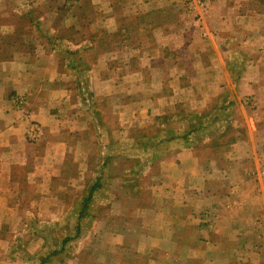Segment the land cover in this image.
Returning <instances> with one entry per match:
<instances>
[{"label": "crops", "instance_id": "obj_1", "mask_svg": "<svg viewBox=\"0 0 264 264\" xmlns=\"http://www.w3.org/2000/svg\"><path fill=\"white\" fill-rule=\"evenodd\" d=\"M181 2L88 0L83 15L95 17L82 22L69 20L59 8L56 17L31 18L25 8L21 22L28 26V40L18 33L20 45L11 49L0 35L5 38L0 42V231L7 226L11 240L19 231L28 232L29 256L46 250V226L59 225L73 212L68 203L79 199L76 192L82 198L98 183L92 198L100 195L111 206L98 215L105 229L93 235L103 230L104 240L92 264H108L106 252L125 250L128 238L138 255L166 251L167 264L171 256L173 264H264L263 181L250 174V166L258 172L264 159L261 139L258 146L252 143L255 134L261 137L259 123L246 132L249 147L231 143L224 158L204 156L217 150L211 147L166 152L153 163L156 172L147 175L140 204L134 203L136 194L124 191L117 148L101 146L89 130L94 109L103 125L115 118L123 130L129 121H161L166 112H178L176 107L206 110L234 89L231 46L237 42L251 52L260 39L232 35L236 21L243 27L244 19L231 17L233 1L212 0L198 24L183 15ZM28 7L40 9L38 3ZM80 24L88 32L79 31ZM3 26L7 36L17 35L9 23ZM74 57L78 68L68 65ZM80 68L86 69V80L75 76ZM244 71L239 88L256 90ZM80 82L87 87L85 96ZM18 94L27 98L31 120L42 126L43 138L35 145L26 140L27 121L10 101ZM106 169L120 173L109 178ZM106 218H113L111 224ZM90 238H84L80 253L89 248ZM10 246L0 241V264H27L19 254L9 255ZM82 261L72 257L66 264Z\"/></svg>", "mask_w": 264, "mask_h": 264}, {"label": "rangeland", "instance_id": "obj_2", "mask_svg": "<svg viewBox=\"0 0 264 264\" xmlns=\"http://www.w3.org/2000/svg\"><path fill=\"white\" fill-rule=\"evenodd\" d=\"M86 1L88 0H0V35H4L6 37V39L4 38L6 42H10L11 49L20 45L19 39L21 40V38L18 37V33L21 36L26 35L24 37L28 40L30 35L28 26H26L25 22H21V19L25 17L24 11L22 10L26 8L34 12V8L28 7L34 3H38L40 9L35 10L34 13L30 12L31 18H39L41 15L46 19L56 17L53 16V13L56 14L57 11L55 9L59 8L58 10L61 9L63 13L67 12L68 15H65H67L69 20L79 19L82 22L84 18L93 19L95 16L90 15L89 12L83 15L86 10ZM185 1L186 0H182L181 2V12L185 17H191V19L196 22L195 15L187 11ZM210 1L208 14L212 8V0ZM230 1L234 2L231 6H236V9L231 13L233 14L231 17L234 18V20L239 19V16L244 17L243 27H241V24L237 20V24H234L237 27L235 26V28L233 26L234 34L232 35L238 40L243 38L251 39L252 41L260 39L259 44L253 46L251 52L246 50V46H242L235 41L234 45L231 46L232 53H234V58L231 59V61L234 62L232 67H235L230 70V80L234 84V89H232L231 92H224L217 103H214L206 110L192 111V113L190 111H185L184 108L176 107L179 109L178 112H166V114L161 116L163 119L161 121L156 120L147 123H132L129 121L123 124L125 127H123V130L119 129V122H114V120H116L115 118H108L107 125L105 126L100 118H96L93 115L96 110L94 109L91 112L93 124L89 130L95 135L96 141H98L101 146H105L106 148L116 147L119 151L115 163H118L117 167H121V179L127 185L124 191H132L136 194V201L134 200V203L138 202V200L140 201L138 202L139 204L145 203V198L142 200L143 193L140 189L148 182L147 175H149L150 178V176L156 172V166H154L153 163L159 162L166 152L168 153L173 149L196 147V149L205 151L206 148L211 147L217 150L213 151V155H210V152H208V154H203L204 156L217 159L222 156L224 158L231 148L229 146H232L231 143L237 144L243 142V147H249L248 142H246V132L249 128H255L256 123H259V126H261L260 129L263 131H261V137L255 134V141L252 140V143H257L256 146H258V141L261 139L259 143H261V148L263 145L264 149V0ZM76 5H79L78 8ZM59 15L62 16L61 14ZM7 23L10 24L12 32L16 30L15 33L17 35L14 37L10 35L7 36L9 33L6 27L3 26V24ZM82 26L81 24L77 26L79 31L84 33L88 32L86 26ZM95 33H97V31ZM1 36L0 42L4 40L1 39ZM74 37H76V35ZM13 44L15 45L13 46ZM95 44L97 46L99 45L97 42ZM60 45L62 46V44ZM258 46L260 47L259 49H257ZM61 48L63 49L64 46ZM243 53H247L249 57L245 56ZM68 61V65L79 67L74 65V63H78L79 61L77 57L68 58ZM80 67H82V65ZM84 68H80V72H77L80 75H75L78 77L77 79L83 78L85 75L86 80V73H84L86 69ZM244 70H248L247 75H251L256 82L258 86L256 90L241 91L242 89L239 88V82L244 77V75H242V72H245ZM191 78L194 81L192 75ZM80 84V87H84V96L87 95L88 90L86 85L81 82ZM79 96L81 98L83 97L81 88ZM87 98L89 99V97ZM10 101L14 109L20 112L27 121V127L25 129L26 140L34 145L39 143L44 135L43 129L38 122L31 120L27 108V98L24 95L18 94L12 96ZM19 101L22 103L20 104ZM223 107L224 109L222 110ZM99 108L101 107L99 106ZM221 110L222 112H220ZM225 119L228 120V125H226ZM32 123L38 124L42 130V136L37 142H31L27 138V130ZM252 123H254V126ZM224 125H226V127ZM113 126L116 127V129ZM116 130L117 133H115ZM97 134H99V138L96 137ZM183 137H187V139L184 140ZM112 155L113 153L104 156L106 164ZM260 159L261 163L259 165L261 171L259 169L257 172L252 164L250 166V174L253 177L256 176V178H258L259 174L260 179L263 181L264 188V159ZM125 166L126 168L130 167L134 172L132 170L122 172ZM106 172L109 178H111L112 175L114 176V174L118 176L120 173L119 170L116 172V170L110 171L109 169H106ZM100 177H105L104 171H101ZM95 192L98 193V191ZM76 193L79 199L68 203V208L73 209V212L67 214L59 225L50 224L46 226L48 227V231L46 233L47 238L44 241L45 245L48 244V246L40 255L29 256L28 253H26V250H28V241L30 239V234L28 232L25 230H22V232L19 231L11 240L9 228L7 226H5L6 228H2L0 231V241L11 243L10 248H12V250H9V255L17 256L19 254L21 258L27 260V264H66L72 257H79L80 260L83 259V264H92L91 261L96 258L95 253H98L97 248L100 246V242L104 240L103 230L101 233L97 232L100 228L105 229L102 225L105 219L101 221L98 215L102 213V211H107L108 206L111 205L108 200L102 199L100 195L84 203L86 193L82 198L79 192ZM112 219L113 218H106L108 224H111ZM98 222H101V224L96 226ZM34 228L35 226L32 225L31 230L29 229L30 232H33L34 230L32 229ZM95 229L97 232L93 235ZM35 232L33 234H37V237L42 235L38 230H35ZM88 237H91L89 240L91 241L90 246L87 250L83 251V253H80L84 238L87 239ZM125 244L128 246L125 250L118 248L114 249L113 247L112 250L106 252L108 264H167L165 260L166 257H164L166 256V251L156 250L152 251L151 254L138 255L133 249L134 243H131L130 238H128ZM174 256L177 258V253ZM173 260V256L167 258V261H169L168 264H173Z\"/></svg>", "mask_w": 264, "mask_h": 264}, {"label": "built area", "instance_id": "obj_3", "mask_svg": "<svg viewBox=\"0 0 264 264\" xmlns=\"http://www.w3.org/2000/svg\"><path fill=\"white\" fill-rule=\"evenodd\" d=\"M210 0H186L185 5L186 9L189 13H193L196 17V22H202L204 16L207 14L209 10ZM21 104L22 102L19 101ZM42 136L41 127L32 123L27 130V138L31 142H37Z\"/></svg>", "mask_w": 264, "mask_h": 264}, {"label": "trees", "instance_id": "obj_4", "mask_svg": "<svg viewBox=\"0 0 264 264\" xmlns=\"http://www.w3.org/2000/svg\"><path fill=\"white\" fill-rule=\"evenodd\" d=\"M231 105V104H230ZM224 109V107L222 108V110ZM222 110L220 112H222ZM219 117V116H218ZM226 122V125H228V120H224ZM226 125H224L226 127ZM182 138V137H181ZM184 140L187 139V137H183ZM105 166V165H104ZM98 181V180H97ZM98 183H94L92 184L91 186H89L87 188V191H86V197L84 199V203L86 202H89L91 199H92V196L94 194L95 191H97V188H98Z\"/></svg>", "mask_w": 264, "mask_h": 264}]
</instances>
